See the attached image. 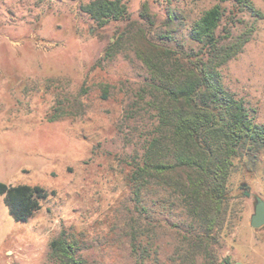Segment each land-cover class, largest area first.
Instances as JSON below:
<instances>
[{"label":"rangeland","instance_id":"obj_1","mask_svg":"<svg viewBox=\"0 0 264 264\" xmlns=\"http://www.w3.org/2000/svg\"><path fill=\"white\" fill-rule=\"evenodd\" d=\"M88 1L0 0V181L55 190L26 222L0 196V264H59L51 241L62 230L77 236L87 264H140L142 256L145 264H203L206 252L192 247L195 222L176 193L152 182L141 203L134 194L130 174L155 111L132 38L144 29L155 42L198 48L189 30L221 3L222 38L233 22V36L257 28L222 80L264 123V14L255 19L231 0H127V19L99 27L79 7ZM252 1L264 13V0ZM172 11L181 17L174 41L165 37ZM234 163L231 215L212 243L216 263L264 264V225L250 223L264 198V154Z\"/></svg>","mask_w":264,"mask_h":264},{"label":"trees","instance_id":"obj_2","mask_svg":"<svg viewBox=\"0 0 264 264\" xmlns=\"http://www.w3.org/2000/svg\"><path fill=\"white\" fill-rule=\"evenodd\" d=\"M231 1L255 19L263 17L252 0ZM79 7L99 27L125 20L130 14L127 0H89ZM148 12L144 4L143 13ZM224 13L222 4L217 3L193 23L188 37L198 48L155 42L144 29L132 38L135 54L149 73L148 93L155 111L154 129L130 174L134 194L141 203L143 188L152 182L176 193L195 222L198 242L192 247L201 246L206 252L203 264H217L212 243L217 242L218 233L231 215L228 181L235 159L264 154V123L256 121L249 105L222 80L223 66L243 52L257 28L250 25L233 36V22L225 28L228 34L222 38ZM180 20L177 12L169 13L165 37L170 41H174L178 32L174 27ZM120 42L121 37L109 46L105 58L115 55ZM54 194L55 190L38 184L0 181V196L16 221H28ZM80 249L77 236L66 230L51 241V255L59 264H87L78 255ZM140 262L145 264L144 256Z\"/></svg>","mask_w":264,"mask_h":264},{"label":"water","instance_id":"obj_3","mask_svg":"<svg viewBox=\"0 0 264 264\" xmlns=\"http://www.w3.org/2000/svg\"><path fill=\"white\" fill-rule=\"evenodd\" d=\"M250 223L254 228H260L264 225V198L257 197L255 212L251 215Z\"/></svg>","mask_w":264,"mask_h":264},{"label":"crops","instance_id":"obj_4","mask_svg":"<svg viewBox=\"0 0 264 264\" xmlns=\"http://www.w3.org/2000/svg\"><path fill=\"white\" fill-rule=\"evenodd\" d=\"M232 264H234V262Z\"/></svg>","mask_w":264,"mask_h":264}]
</instances>
